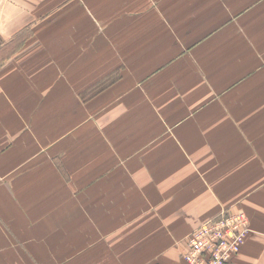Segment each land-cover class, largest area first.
I'll return each instance as SVG.
<instances>
[{
  "label": "crops",
  "instance_id": "1",
  "mask_svg": "<svg viewBox=\"0 0 264 264\" xmlns=\"http://www.w3.org/2000/svg\"><path fill=\"white\" fill-rule=\"evenodd\" d=\"M29 1L38 0H0V47L5 45L2 49L13 44V49L16 48L30 32L51 30L49 26L36 27V23L53 12L57 5L55 0L41 3L45 10L40 5L34 8ZM76 1H80L81 13L76 14V10L71 9L70 17L79 21L88 19L89 11L84 2L89 0ZM147 1L150 2L148 10L152 11L154 5L167 0ZM188 3L184 14L163 15L173 28L176 21L172 19L180 15L177 30L181 27V33H193L182 43L185 48L216 30L212 26L195 27L192 24L195 19L190 21V16L195 15L191 11L192 3ZM211 6H208L210 10ZM125 15L134 13H123L120 18ZM104 22L100 18L96 23L93 21L99 33L106 32ZM71 30L82 32L79 26H70L69 34ZM87 30L82 34H88ZM170 53L167 57L177 55ZM104 78H98L97 82ZM254 81L256 85L248 92L256 91L258 96H264V72L247 79L242 86L247 90ZM21 86L17 84L16 89L7 93L0 83V264L11 263V257L23 256V251L19 253L14 249H24L27 245L33 248L35 256L41 253L40 249L48 251L54 234L50 233L59 225L54 221L58 209L69 208V136L66 143H59L61 140L54 128H42L39 122L27 127L23 118L35 112L58 113L63 107L71 112L72 105L69 101L57 104V96L41 104L32 98L42 95V89L33 83ZM198 86L180 94L185 104L179 112L189 115L177 123L176 136L170 138L167 130L161 137V147L172 141L171 146L177 150L175 160L169 147L139 153L138 145H143V138L133 142L138 136L132 132H120L112 140L105 138L104 147L94 160L98 167L97 198L87 200V208H91L92 213L87 217L89 227L85 230L82 255L89 256L90 250L97 247L98 264H106L102 263L106 252L110 258L107 264H184L181 254L194 228L224 210L241 209L250 218L251 233L231 264H264V119L237 118L244 108L239 103L242 99H235V90L230 85L218 89L208 88L207 84ZM55 91L51 89L47 96ZM110 91L98 97H103L108 104L100 103L86 113H111L113 107L116 112L117 101H110L116 96ZM69 96L72 100L73 94ZM164 107L167 105L156 111L163 112ZM70 121L74 125V121ZM106 121L105 116L103 122ZM163 123H160L162 130L170 127ZM85 125L84 121L83 127ZM139 125L145 130L141 132L145 143L152 145L154 134H148V130L153 129L154 122L146 118V122ZM130 128L137 129L136 126ZM74 138L79 140L73 134ZM111 150L112 157L106 152L111 153ZM92 167L87 164L88 170ZM171 177L177 178L176 184H171ZM59 193L64 194L59 198ZM56 237L55 234L53 240Z\"/></svg>",
  "mask_w": 264,
  "mask_h": 264
},
{
  "label": "rangeland",
  "instance_id": "2",
  "mask_svg": "<svg viewBox=\"0 0 264 264\" xmlns=\"http://www.w3.org/2000/svg\"><path fill=\"white\" fill-rule=\"evenodd\" d=\"M44 1L29 2L34 8L40 5L45 10ZM55 3L53 12L36 23V27L49 26L51 30L30 32L14 49V44L5 49H2L5 45L0 47V83L7 93L16 89L17 84L23 88L33 83L43 90L42 95L31 97L34 101L44 104L50 97L57 96V104L69 101L72 105L71 112L68 107H63L57 110L58 113L35 112L23 118L27 127L39 122L42 128H54L58 140H61L59 143H66L69 136V208L58 209L54 221L59 225L50 233H54L53 239L55 234L57 237L52 239L48 251L40 249L41 253L35 256V251L28 245L24 249H14L19 253L23 251V256L9 258V264H98L97 247L90 250L89 256L82 255L83 239L87 235L85 230L89 227L87 217L92 213L91 208H87V200L97 198L96 154L103 149L105 138L112 140L120 132L128 131L138 136L133 138V142L143 138V145H138L139 153L147 152L146 149L160 151L169 147L175 160L177 150L171 146L172 141L161 147V137L167 130L170 138L175 137L177 123L189 115L179 112L185 104L180 96L183 91L193 89L195 85L207 84L208 88L218 89L228 84L235 90V99H242L239 103L244 108L239 117L235 113L233 115L246 120L264 119V96H258L256 91L253 94L248 92L256 81L251 82L253 84L247 90L242 86L247 79L264 72V47L260 46L264 45V0L189 3L187 0H167L154 5L152 11L148 10L150 2L147 0H89L84 2L89 11V17L84 21L69 15L71 9H75L76 14L81 13L80 1L55 0ZM187 3H192L191 11L195 15L190 16V21L195 19L192 22L195 27L212 26L216 30L185 48L182 43H186L193 33H181V27L177 30L180 15L172 19L176 21L174 28L163 15L184 14ZM209 5H212V10ZM123 13L134 15L120 18ZM98 18L105 21L107 29L104 33H99L93 26V21L96 23ZM68 25L79 26L82 32L88 29L89 33L83 35L81 31L71 30L72 34H69ZM172 52L177 55L167 57L168 53L173 55ZM103 76L105 78L98 83L97 79ZM224 76L225 79L219 80ZM206 77L213 80L210 82L204 79ZM51 89L56 91L47 96ZM108 90L116 96L110 101H117V111L114 112L113 107L111 113H86L100 103H104L103 106L108 104L103 97L98 98ZM69 94H73L72 100ZM166 105L165 111H156ZM105 116L107 121L104 123ZM146 118L154 122L153 129L148 130V134H154L152 145L146 144L145 136H141L145 130L139 124L146 122ZM162 121L163 125L170 127L162 130ZM73 134L79 140L73 139ZM122 147L124 150L125 145ZM106 152L111 157L114 155L112 150L111 153ZM86 159L91 160L88 163L94 168L87 169ZM59 172L62 174L60 167ZM176 182L177 178L171 177V184ZM62 194L59 193V198ZM83 202L86 203L85 210ZM236 212L245 213L250 225L245 211L237 209ZM239 252L226 264H231ZM108 259L106 252V260L102 263L107 264Z\"/></svg>",
  "mask_w": 264,
  "mask_h": 264
},
{
  "label": "built area",
  "instance_id": "3",
  "mask_svg": "<svg viewBox=\"0 0 264 264\" xmlns=\"http://www.w3.org/2000/svg\"><path fill=\"white\" fill-rule=\"evenodd\" d=\"M243 212L224 210L194 228L181 254L184 264H226L251 231Z\"/></svg>",
  "mask_w": 264,
  "mask_h": 264
},
{
  "label": "bare ground",
  "instance_id": "4",
  "mask_svg": "<svg viewBox=\"0 0 264 264\" xmlns=\"http://www.w3.org/2000/svg\"><path fill=\"white\" fill-rule=\"evenodd\" d=\"M248 235V234H247ZM246 238V237H245ZM235 258V257H234Z\"/></svg>",
  "mask_w": 264,
  "mask_h": 264
}]
</instances>
